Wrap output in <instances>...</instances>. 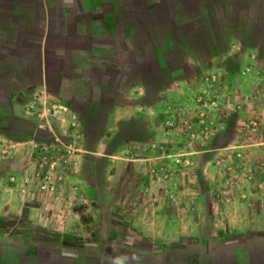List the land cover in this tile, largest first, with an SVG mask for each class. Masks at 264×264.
<instances>
[{
	"label": "crops",
	"instance_id": "1",
	"mask_svg": "<svg viewBox=\"0 0 264 264\" xmlns=\"http://www.w3.org/2000/svg\"><path fill=\"white\" fill-rule=\"evenodd\" d=\"M188 1L0 0V264H264V0ZM163 7L204 18L148 51L177 21ZM202 54L234 105L253 104L251 139L211 141L225 116L181 142L202 82L181 56Z\"/></svg>",
	"mask_w": 264,
	"mask_h": 264
},
{
	"label": "rangeland",
	"instance_id": "2",
	"mask_svg": "<svg viewBox=\"0 0 264 264\" xmlns=\"http://www.w3.org/2000/svg\"><path fill=\"white\" fill-rule=\"evenodd\" d=\"M187 19V18H186ZM199 28H201V27H199ZM172 55L173 56H175L176 54H173L172 53ZM170 57H171V54L169 55ZM170 57H168V58H170ZM181 57H183L182 58V62L185 64H187V67H186V71H185V75L187 76V77H189V78H195V85L197 86V85H199V80H203V77H204V75H206L207 73H209V72H214V71H218V70H213V71H205L204 73H203V71H201L200 69H201V66L202 65H204V62L208 59H210V56L209 55H207V54H202V55H197L196 57H194V56H192L191 57V59L189 58V63L187 62V60L185 59V55H183V56H181ZM150 58H152V60H154V57H152V56H150ZM192 59H193V61H195V63L192 61ZM194 64H197L196 65V67H194ZM229 66L231 67V68H233V69H236V67H237V61H236V59H231L230 60V62H229ZM159 73H158V75L159 74H163L167 79H170L171 81L172 80H174V79H176V78H178L179 76H178V74L177 73H171V72H169L168 71V69H167V66H166V64H162L161 63V61L158 63V65H156L155 67H154ZM135 76H134V74L132 75V79L134 78ZM156 79H158V80H156ZM155 79V77H152V78H149V81H152V83H151V86H150V88H151V93L149 94V99L151 100H153V99H155L156 98V94H157V92H158V90L160 91V89H161V87H162V85H163V83H162V81L164 80L163 78L162 79H159V77L158 78H156ZM162 80V81H161ZM201 80V81H202ZM203 82H201V84H200V87L198 88V87H196L195 89V92H194V96H193V98H192V104H193V106L192 107H189V108H187L188 109V111H190L193 115L195 114V116L196 117H198L199 116V108H198V105H197V103H196V99H195V96H196V94H197V92H198V90L203 86V84H202ZM224 83V82H223ZM222 86H223V88L224 89H226V85L225 84H222ZM225 92V91H224ZM228 93V94H227ZM226 94V99L225 100H227V102H231V100L230 99H233L232 98V94H234V92H231L230 93V91L229 92H227ZM236 95H237V93H236ZM259 96H264V89L262 90V92H261V94L259 95ZM233 100H236L237 101V99L236 98H234ZM224 103V102H223ZM248 103H250V104H248ZM255 105V104H254ZM244 108H243V105L241 104V105H239L238 103H236L235 105H234V103H233V106L232 107H229V108H225L226 110H225V112H223V110L222 109H219V110H217L216 112H215V115L214 116H216V118H217V120L219 121L220 119H222L223 117H225V116H227V118L229 119V121H230V123H231V126H230V128L227 130V133L225 132L224 134H222L221 136L220 135H213L212 137H211V141H213V142H215V143H217V144H219V143H223V142H225L226 140H228L229 139V137L231 136L230 135V133L231 132H236V133H238L237 134V137L238 136H241V134H243L245 131H246V133H245V137L246 138H248V139H251L252 138V136L255 134L256 135V133H258V130H259V128L257 129V130H254V129H252L250 126H249V120L251 119V118H254V117H256V118H260L258 115H256L255 113H252V112H255L254 111V107H253V104L250 102V101H247L245 104H244ZM242 107V108H241ZM256 107V106H255ZM262 107H264V104H263V106ZM256 109V108H255ZM241 110V111H240ZM263 110H264V108H263ZM222 111V112H221ZM240 111V112H239ZM182 112L184 113V111L182 110ZM182 113V114H183ZM223 113V114H222ZM176 114V113H175ZM225 114V115H224ZM175 116H177V114L175 115ZM187 116H189V115H187ZM192 116V115H191ZM194 116V117H195ZM195 117V118H196ZM184 119H185V116L183 117ZM259 121H260V119H259ZM8 123L9 122H7L6 120H2V122H0V127H8ZM260 124H261V121H260ZM38 127H39V125H38ZM216 128H213V130L211 131L212 132V134H214V132L216 133V131H217V129L215 130ZM18 132L16 133L17 135V137L19 136V137H23V136H26L30 131H31V128L29 127V126H27V125H24V124H21V125H18V130H17ZM40 133H42V135H44V136H48V133H47V131H45V130H43V131H41ZM235 133V134H236ZM210 136V134L208 135V136H205L204 137V139H193L192 141H200V140H205V139H207L208 137ZM210 138V137H209ZM181 140V142L182 143H187L188 141H189V138L187 137H185V138H181L180 139ZM191 141V140H190ZM190 141H189V143H190ZM249 157L251 158V159H254L255 157H254V153H249ZM23 230H24V233H27V232H29V228L27 227V226H24L23 227ZM195 257V259L197 260V264H200L199 263V260L197 259V257L196 256H194ZM193 257L192 256H188V264H193ZM190 262H192V263H190Z\"/></svg>",
	"mask_w": 264,
	"mask_h": 264
},
{
	"label": "built area",
	"instance_id": "3",
	"mask_svg": "<svg viewBox=\"0 0 264 264\" xmlns=\"http://www.w3.org/2000/svg\"><path fill=\"white\" fill-rule=\"evenodd\" d=\"M203 86L198 90L195 99L199 108V116L195 119L193 116H187L183 123L189 132V141L193 139H204L208 136L213 128H216L218 120L215 112L223 107L229 108L233 106L232 102H225L226 92L223 88V76L219 71L209 72L204 75L202 80ZM224 102V103H223ZM175 119L170 122L174 125ZM249 126L257 130L261 124L258 118L254 117L249 120ZM39 127H44V123H39ZM179 162V159H175ZM186 164H191L192 159L189 157L185 161Z\"/></svg>",
	"mask_w": 264,
	"mask_h": 264
},
{
	"label": "trees",
	"instance_id": "4",
	"mask_svg": "<svg viewBox=\"0 0 264 264\" xmlns=\"http://www.w3.org/2000/svg\"><path fill=\"white\" fill-rule=\"evenodd\" d=\"M171 1H179V4H183L184 3L185 5H187L190 2L188 0H185V1H182V0H171ZM142 2L145 4L146 0H142ZM166 2H168V0H165V3ZM161 9H162L161 11L163 13V17L165 19H167V18H169V19L170 18H175L177 21L175 23L173 22V23H170V24H168L167 22L166 23L163 22V23L159 24L158 30H159V32L161 34L160 39L157 42L153 41V43L148 41L147 42L148 43V51L149 50H153V51L155 50L156 51V48L159 47V44L161 42H163L162 46L172 47L171 45H173V44H172V41H171V37L169 35L172 30L175 31V32L177 31V33L180 34V26L184 22H186L189 18L192 19V16H193L196 21H199L200 19L204 18V13L202 12V10H198V11L188 15L187 11L182 10V9H178L177 12H174L173 17H167V16L171 15V14H169V10L166 7H163ZM175 50H177V48H175ZM164 51L165 50H163V52ZM141 52H143V51L141 50ZM149 58H150V56H148V54H146V55L141 54L138 57V62L141 61V60L142 61L143 60L144 61H149ZM94 131H96V129H93V132ZM192 257H193V260H194L193 264H197V260L195 259V257L194 256H192ZM190 263H192V262H190Z\"/></svg>",
	"mask_w": 264,
	"mask_h": 264
}]
</instances>
